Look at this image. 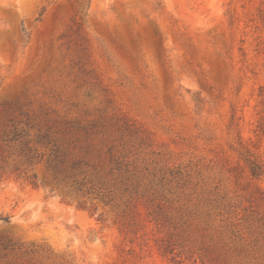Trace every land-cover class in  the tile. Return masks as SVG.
<instances>
[{"label":"rangeland","instance_id":"rangeland-1","mask_svg":"<svg viewBox=\"0 0 264 264\" xmlns=\"http://www.w3.org/2000/svg\"><path fill=\"white\" fill-rule=\"evenodd\" d=\"M246 149L264 0H0V264H264Z\"/></svg>","mask_w":264,"mask_h":264},{"label":"trees","instance_id":"trees-1","mask_svg":"<svg viewBox=\"0 0 264 264\" xmlns=\"http://www.w3.org/2000/svg\"><path fill=\"white\" fill-rule=\"evenodd\" d=\"M14 130H15L14 131L15 132V136L22 137L21 136L22 131H20L18 129V127H15ZM26 144H27V142H26ZM29 149H32V148H29ZM244 155H245V159H246V161H247V163L249 165V168H250V171L252 172V174L254 176H256V177L264 176V164L261 163V161L255 156V154L250 149H246ZM33 158H34V156L29 155V159H33ZM60 161L62 163L65 162V160L63 158ZM73 167L76 168L75 165ZM72 177H76V176L75 175H72ZM72 181H73L72 182V186L74 187L75 190H78V191H83V189L87 185V181H85V179L73 178ZM3 246H4V249H8L12 245H11V243H8L7 242V243H3Z\"/></svg>","mask_w":264,"mask_h":264}]
</instances>
